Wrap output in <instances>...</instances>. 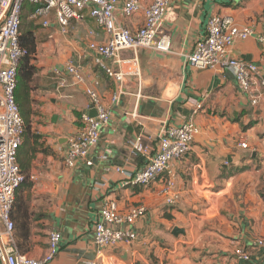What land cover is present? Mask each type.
<instances>
[{
    "label": "crops",
    "instance_id": "0c3cea01",
    "mask_svg": "<svg viewBox=\"0 0 264 264\" xmlns=\"http://www.w3.org/2000/svg\"><path fill=\"white\" fill-rule=\"evenodd\" d=\"M192 0H169L161 35L169 36L170 52L140 49L122 52L125 58L138 55L143 64L167 67H186L187 80L183 86L165 79L151 82L142 97L136 96L135 80L127 83V93L114 106L111 120L103 127L97 144L89 156L75 167L65 165L69 140L78 132L81 115L90 112L91 99L86 88H95L109 102L116 83L94 62L81 60V52L90 40L104 41L107 35L96 21L88 18L75 22L67 29L52 26L57 36V67L68 61L83 63L84 80L64 72L55 75V68H47L48 79L35 81L34 76L29 109H34L39 92L47 103L53 122L57 121L56 140L39 131V138L20 147L18 159L29 175L28 185L20 191L23 205L14 212L15 237L19 248L40 258L47 251L49 232H61L59 252L52 264H86L95 257L94 232L98 221L102 189L110 185L112 198L120 209L144 204L147 213L132 226L138 239L119 243L109 251L121 257L126 264H264V249L252 248L251 242L264 236V159L258 169L249 165L247 151L239 146L241 140L259 147L264 153L258 132L264 133V103L252 105L242 92L233 74L225 69H197L187 65L196 42L205 35L209 18L218 13L237 16L254 25V34L247 40H237L231 48L233 57L255 63L264 77V0H196V8L189 9ZM118 20L137 32L142 16L125 18L120 10L122 0H116ZM149 5L152 0H141ZM95 30V34L90 31ZM98 80V84L96 81ZM47 89H50L49 91ZM199 133L194 152L179 161L177 188L181 197L175 207L164 203L159 192L162 180L151 186L120 188L119 178L111 168L120 165L134 172L147 165L144 156L133 144L141 138L144 145L155 148L157 135L166 124H179L196 108ZM39 104V102H38ZM56 116V121L53 120ZM125 116H136L128 123ZM264 137V135H263ZM203 156V186L221 184L227 169L235 171V182L230 194L220 202V215L213 220L190 217L192 208L201 204V198L190 190L193 164ZM228 159L231 167L223 162ZM186 229L187 235L175 236L173 229ZM244 246L250 251L249 260H240L236 249ZM0 264H5L0 261Z\"/></svg>",
    "mask_w": 264,
    "mask_h": 264
},
{
    "label": "built area",
    "instance_id": "2783aa9c",
    "mask_svg": "<svg viewBox=\"0 0 264 264\" xmlns=\"http://www.w3.org/2000/svg\"><path fill=\"white\" fill-rule=\"evenodd\" d=\"M242 2L247 0H240ZM26 4L32 5L31 16L44 28L59 26L67 29L75 22L88 18L96 21L107 38L104 41L90 40L80 54L81 60L94 59L101 70L116 83V87L107 102L95 88H86L97 115L82 113L81 125L77 134L68 142L65 165L73 168L89 156L91 149L100 138V132L109 123L114 106L122 95L127 93V83L135 80L136 96L142 97L151 82L165 79L173 85L183 86L187 80L186 67H167L146 65L138 55L125 58L122 52L131 50L135 54L140 49L170 52L169 36L161 35L160 29L165 19L169 0H152L144 5L141 0H122L120 10L127 19L142 16L143 22L137 32L130 30L116 16V0H0V261L5 264H52L59 252L61 232L53 228L49 232L47 251L44 256L34 258L19 248L15 237V221L11 216L16 192L24 176L18 161L19 148L23 144L25 120L17 102L16 91L19 77V64L23 55L20 44L22 14ZM192 0L189 9L196 8ZM254 25L237 16L218 13L212 15L206 25L205 35L199 39L193 51L186 55L187 65L197 69L222 68L233 74L242 92L246 93L251 104L264 103V77L258 66L231 54V48L237 40H247L254 34ZM95 34V30L90 31ZM264 45V37L262 38ZM54 74L67 72L79 81L84 80L83 63L68 61L63 67L55 68ZM98 84V80L96 81ZM201 103L179 124H166L156 137L155 148L144 145L139 138L134 144L135 151L144 156L147 165L139 171H128L123 166L111 168L119 178L120 188L132 186H151L162 180L160 196L168 206L175 207L181 197L177 188L179 161L194 152V144L199 133L196 123ZM130 124L136 116H125ZM264 145V137L262 139ZM239 146L248 152L249 165L258 169L264 159L259 147L251 145L246 139ZM203 156L193 164L190 190L201 198V204L191 209L190 217L198 216L202 220H213L220 215V202L233 189L235 176L231 169L226 170L221 184L203 186L205 176ZM223 164L229 168L231 163L225 159ZM97 185L105 194L102 198L99 218L95 224V257L86 264H126L116 254L109 251L119 243L138 239L133 224L146 215L144 204L122 210L115 198L111 197L110 185L99 182ZM252 248L264 249V236L255 238ZM240 260L251 257L247 247L241 246L235 251Z\"/></svg>",
    "mask_w": 264,
    "mask_h": 264
},
{
    "label": "trees",
    "instance_id": "16d2710c",
    "mask_svg": "<svg viewBox=\"0 0 264 264\" xmlns=\"http://www.w3.org/2000/svg\"><path fill=\"white\" fill-rule=\"evenodd\" d=\"M25 6H27V4ZM22 19H23V14H22ZM22 28L23 27L21 26L20 44L23 49V55L20 59V64H19V77H18L16 98L20 106L21 114L25 120V128H24L23 144H22L24 145V143L30 141L31 139L39 138V135H37L33 130V123L30 116L31 110L29 109L30 94L31 91L35 90V87L33 85L34 76L38 70V67L36 65V60L38 59V55H37L38 35H37V30L33 28L25 27L23 28L24 30H22ZM21 172L24 176V179L16 192V197L11 212V216L13 220H14V212L16 210H20L21 206L23 205V200H22L23 197H20L19 195L20 191L22 190V188H24V186L28 185L29 182V175L25 173V170L23 168H21Z\"/></svg>",
    "mask_w": 264,
    "mask_h": 264
},
{
    "label": "rangeland",
    "instance_id": "374dc122",
    "mask_svg": "<svg viewBox=\"0 0 264 264\" xmlns=\"http://www.w3.org/2000/svg\"><path fill=\"white\" fill-rule=\"evenodd\" d=\"M31 8L32 5L27 4V6H25L23 9L22 27H29L37 30L38 59L36 60V64H38V66L40 67L35 81L38 83L41 80L45 81L46 79H48V81H46L51 82L52 79L49 78V75L51 73H48L49 71L47 70V68L53 69L57 67V36L55 35V33H53L55 32L53 28H44L37 20L32 18ZM23 28L22 30H24ZM47 90L49 91L50 89ZM36 96H38V98L36 99L37 103L32 110V112H34L32 120L35 123L37 130L45 132V134H48V136L50 135V138L56 140L57 132L55 130V125L57 124V121H52V118L50 117L51 113L48 111V108L46 106L47 103L41 101L42 99L39 92ZM257 135L258 140H260L261 138H263L264 133L258 132Z\"/></svg>",
    "mask_w": 264,
    "mask_h": 264
},
{
    "label": "water",
    "instance_id": "95a60500",
    "mask_svg": "<svg viewBox=\"0 0 264 264\" xmlns=\"http://www.w3.org/2000/svg\"><path fill=\"white\" fill-rule=\"evenodd\" d=\"M89 114L91 116H96L97 115L96 109L94 108L93 105L90 108ZM53 120L56 121V116H54ZM173 234L175 236H179V235L186 236L187 235V232H186V229L185 228H182V227H179V226H175L174 229H173Z\"/></svg>",
    "mask_w": 264,
    "mask_h": 264
}]
</instances>
